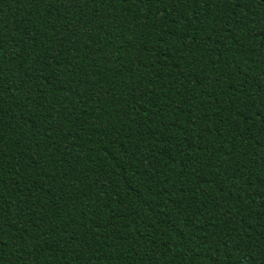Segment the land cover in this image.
Wrapping results in <instances>:
<instances>
[{
  "label": "trees",
  "instance_id": "obj_1",
  "mask_svg": "<svg viewBox=\"0 0 264 264\" xmlns=\"http://www.w3.org/2000/svg\"><path fill=\"white\" fill-rule=\"evenodd\" d=\"M0 264H264V0H0Z\"/></svg>",
  "mask_w": 264,
  "mask_h": 264
},
{
  "label": "snow or ice",
  "instance_id": "obj_2",
  "mask_svg": "<svg viewBox=\"0 0 264 264\" xmlns=\"http://www.w3.org/2000/svg\"><path fill=\"white\" fill-rule=\"evenodd\" d=\"M74 0H70V3H73ZM232 3L238 4L239 0H231ZM248 0H245V3H247ZM171 4L175 6H180V5H186L188 7L191 6V0H171Z\"/></svg>",
  "mask_w": 264,
  "mask_h": 264
}]
</instances>
